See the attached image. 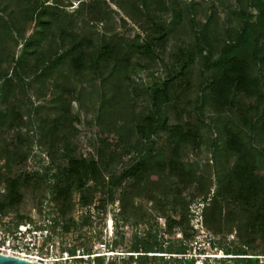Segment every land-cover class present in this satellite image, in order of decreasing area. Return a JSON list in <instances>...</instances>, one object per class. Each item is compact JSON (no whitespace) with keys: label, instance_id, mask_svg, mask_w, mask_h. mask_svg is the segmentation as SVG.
Listing matches in <instances>:
<instances>
[{"label":"trees","instance_id":"trees-1","mask_svg":"<svg viewBox=\"0 0 264 264\" xmlns=\"http://www.w3.org/2000/svg\"><path fill=\"white\" fill-rule=\"evenodd\" d=\"M133 1L135 10L125 11L144 24L142 37L130 24L108 27L110 11L101 5L104 0H78L69 12L58 0H0V212L9 214L24 189L44 179L57 228L75 225L71 217L64 220L75 190L81 203L91 202L96 192H107L110 201L117 198L115 222L128 225L129 218L137 220L132 209L137 196L145 191L159 201L146 187L153 175L164 186L161 192L171 197L173 210L182 211L187 205L184 189L208 191L198 162L183 155L191 144L200 143L203 114L208 112L216 133V185L202 207L203 222L215 234L235 229L242 243L239 248L224 247L225 255L214 257L222 264H264V257L260 263L256 256L264 255V0L256 1L254 18L242 22L240 33L239 15L224 35L213 25L212 11L204 21L193 19L191 39L177 48L169 40L178 14L168 22L153 14L157 6L166 8L167 0ZM232 1L238 7L245 4ZM94 21L101 22L104 33ZM14 45L19 48L12 50ZM159 61L167 73L146 88L148 102L139 106L130 74ZM194 67L199 69L200 91L191 98L185 83ZM32 94L42 100L34 102ZM72 102L95 107V156L73 153L80 114L71 110ZM30 130L54 161L53 172L12 173L26 158L22 137ZM159 131L166 133V144L155 149ZM120 148L133 150L134 157L116 171L113 164ZM18 217L22 220L23 215ZM168 217L171 223L181 222ZM124 230L113 246L138 252L128 253L137 264L164 257L155 253L162 251L156 249V233L138 241L135 236L126 239ZM185 250L181 242L165 251L175 253L169 261L182 263L191 261L184 257ZM94 260L102 264V255ZM121 263L128 264L126 259Z\"/></svg>","mask_w":264,"mask_h":264},{"label":"rangeland","instance_id":"rangeland-1","mask_svg":"<svg viewBox=\"0 0 264 264\" xmlns=\"http://www.w3.org/2000/svg\"><path fill=\"white\" fill-rule=\"evenodd\" d=\"M66 11H73L77 5L78 0H58ZM103 1V0H102ZM257 0H245V4L242 6H236L232 0H167L166 8L155 7L153 14L160 15L161 18H165L168 22L175 13L178 14L177 22L174 25L173 33L170 36L169 43L174 47L184 46L190 39L194 32L193 19L202 20L206 19V16L210 11L214 13L213 22L214 26H218L220 33L225 34L226 27L230 26L239 15L242 22L245 19L254 18V5ZM108 6H105L107 4ZM101 5L110 11V18L106 23L108 27H120L122 25L130 24L136 28L139 37H142L145 33L144 24L141 22H135L125 10L134 11L133 0H104ZM138 10L135 13L138 14ZM196 14V16H195ZM144 19V18H143ZM143 21V20H141ZM92 24L104 33L103 25L99 21H94ZM32 23L27 25V33L30 31ZM18 46H13L12 50H17ZM218 52L213 59L217 60ZM197 67H194L189 74L186 75L187 82L185 86L190 87L189 96L193 98L200 90L197 88L200 73ZM167 73L166 67L161 65V62H157L151 69H140L130 74L129 84L132 94L135 95V101L139 106H144L148 102V96L146 88L158 79H163ZM260 78L264 80V72L260 73ZM199 87V86H198ZM197 89V90H196ZM34 102L37 100L34 94L31 95ZM24 100L26 98L24 97ZM71 110L79 112L80 121L76 122L79 127V131L76 133L73 139V153L78 156L91 157L96 155L97 137L95 132V107L93 108L91 103H85L83 106L77 102H72ZM208 112H204L203 118L208 123H204V129L200 138L198 146L194 143L183 151L184 158L189 161H197L198 168L203 172L206 179V187H208L207 193H198L194 186L184 189V199L186 200V207L182 211H174L172 208V201L169 195L163 194L161 189H164L163 184L158 183V178L155 175L150 176L146 187L151 190L158 197L159 201L146 194L144 191L140 196L134 199L133 213L136 217V221H132V217L129 218L128 225L123 224L121 220L118 221L119 225L115 222V212L119 208V200L116 198L112 201L109 200L107 192H96L89 203H81L79 200V192L75 190L72 194L73 205L70 211L64 217V220L71 217L75 221V225L72 228L58 229L54 236L58 240L56 243V249L63 247L82 248L85 252H91L97 250L96 245L100 241H105L109 249L118 251L112 255L106 254L102 256V264H122V259H126L128 264H137L136 259L128 257V253H136L134 251H122L120 247H114L113 245L120 241V231H125L126 239L135 236L138 241L143 240L149 234L156 233V249L157 254H164L163 258H153L147 262V264H222L221 260L215 259L214 256L225 255L224 247H242V243L237 237L235 229L231 232L223 234H215L208 229L203 222V205L209 201L216 185L215 174V160L213 153L216 148V133L213 131L212 121L210 120ZM25 130L24 127H21ZM212 128V129H211ZM14 130H10L9 133L14 134ZM33 130H30L28 136L22 137V144L26 153V158L19 161L13 166L12 173L16 174L25 170L38 169L40 173H44L48 170L51 173L55 169L54 161L51 159L46 149L41 148L31 137ZM8 135V133H7ZM166 133L163 131L158 132L156 136V142L154 148L158 149L166 144ZM255 139H259L256 137ZM133 149V148H131ZM121 154L115 158L114 169L120 171L123 166L132 162L133 150L125 151L119 149ZM3 160H0V163ZM106 171L103 172L104 177ZM44 177V174H43ZM172 177V180H175ZM45 181L42 179L41 184L35 188L29 186L24 189L22 200L16 205V208L8 211L9 215L14 221H19L21 218L18 215H23L25 218H37L46 215H54L55 206L51 195L45 188ZM129 182V181H128ZM146 188V189H147ZM0 190H2V184H0ZM149 190V191H150ZM104 199V201H100ZM163 200V202H162ZM168 216L173 217L181 221L179 224L170 222ZM71 232L69 233V230ZM64 230L68 231L66 234ZM66 235V237L64 236ZM168 235L171 236L169 239ZM185 242V256L191 261H183L182 263L169 261V255L175 254L168 250L170 247H176L179 243ZM164 250V251H163ZM258 261L262 263L263 254H257ZM60 264H96L94 258H73L69 261H61Z\"/></svg>","mask_w":264,"mask_h":264},{"label":"built area","instance_id":"built-area-1","mask_svg":"<svg viewBox=\"0 0 264 264\" xmlns=\"http://www.w3.org/2000/svg\"><path fill=\"white\" fill-rule=\"evenodd\" d=\"M58 229L60 228L56 227V220L52 215L14 221L9 214L0 212V252L51 264L118 252L109 249L105 241L98 242L97 250L91 252H85L82 248H77L74 252H70L67 247L56 249L58 240L54 234ZM63 232L66 234L68 231Z\"/></svg>","mask_w":264,"mask_h":264},{"label":"water","instance_id":"water-1","mask_svg":"<svg viewBox=\"0 0 264 264\" xmlns=\"http://www.w3.org/2000/svg\"><path fill=\"white\" fill-rule=\"evenodd\" d=\"M0 264H51L40 260L0 252Z\"/></svg>","mask_w":264,"mask_h":264}]
</instances>
